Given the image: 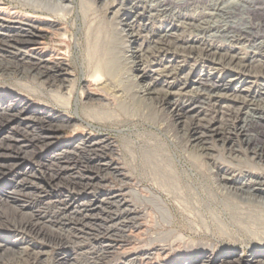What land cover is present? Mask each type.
<instances>
[{
	"label": "rangeland",
	"instance_id": "rangeland-1",
	"mask_svg": "<svg viewBox=\"0 0 264 264\" xmlns=\"http://www.w3.org/2000/svg\"><path fill=\"white\" fill-rule=\"evenodd\" d=\"M94 1V4H91L89 0H64L68 8L67 11L66 9L61 11L58 6L49 4L47 0H0V21L4 22V25L13 27L15 30L27 29L30 26L40 29L38 31L40 36L35 37V42L22 45L23 47L17 52L24 53L25 57H37L41 55L46 59L57 58V60L63 63L61 76L65 79V87L67 86L66 88L61 87V89L59 83L51 85L44 81V77L36 79L32 76H23L17 72L13 74L0 73V92L8 95L7 100L4 101L2 106L9 105L3 116L12 114L10 121L7 122L4 117H0V143H5L4 141L9 137L17 139V141L10 142L11 145L6 146L8 148L4 146L0 147V264H59L57 258L62 255L64 248L67 250L68 247L69 250V246L71 247V242L73 241L65 236L66 233L63 229H69V226L72 228L77 227L76 229H81L82 227L81 231L85 232L86 230V233L103 231L105 225H102V223L108 220L105 218L106 214L113 215L112 211L115 212L116 206H108L107 210L109 211H107L105 205L100 203V200L114 194H122L121 197L125 199L127 207L134 211L129 217H135L134 221L139 223L138 228L125 229L124 235L126 237L124 238L109 237L108 234L104 233L98 235L100 241L107 240L111 241L113 245L119 244L120 252L130 251L133 246L146 245L151 241L148 248L150 247L152 264H164L161 262V259L167 255L169 260L175 258V250L177 249H185L192 253L194 251H203L205 255L207 254V256L214 258H219L221 253L223 254L224 252H234L240 259H245L251 250H261L262 248H259V244L264 240V196L257 197L256 200H246L250 196L245 195L246 198L240 200V198L238 199L234 196L233 191L230 192L229 188L226 189L228 185L221 183L218 176H223L224 174L242 180L248 178L247 175L251 171L255 176L260 173L264 175V161L262 160L258 163L252 153L249 150H245L244 144L240 142L243 134H240L237 129L236 134L233 131L232 138L225 142L218 137L213 140L211 139L210 146L212 150L209 151L208 155L202 157H198L193 149L191 150L190 145L188 146L189 142L187 143L185 139L178 138L182 141L179 145L173 141L170 142V139L164 135L163 131H158L151 124L156 117L153 111H149L148 113L146 110V114L143 116V113L137 108L134 110L137 107L135 105L136 99L134 101V86L129 77L137 75V81L142 83L149 81L148 79L139 77L143 73L142 67L139 68V59H134L131 62L133 60L130 58L131 51L132 55H134L139 47L146 50L153 46L151 42H146L145 37L149 34L150 30L154 29L160 32L166 27L169 28L175 25L171 30L175 35H180L184 32V36L190 35L203 38L206 42L214 44L216 47L224 45L230 49L229 54L231 55L235 53L250 55L252 59L246 61V64L249 65V70L251 72L259 70L260 72L255 78L250 74L237 75L236 73L240 69L234 65L212 69L206 65L202 66L201 63L194 61L191 57H182V59L187 61L177 73V84L172 89L173 93H175L173 97L180 100L183 99L182 96L177 94L179 93V88L183 86V82H185L187 90H189L195 87V83L191 81L197 80L199 77H208L212 78L215 82H219V84L225 83L230 90L226 93L227 97H218V104L221 107H237L239 103L232 98L237 96L250 98L247 96L248 94L258 91L264 95V51L260 52L254 49L249 46L247 41L231 42L230 39L220 37L219 29L224 25L226 19L215 14H213L214 16L210 14L213 13V8L208 5L203 6L205 1L202 3V8L188 10L186 18L180 16L174 17L171 20L166 15L150 11L149 14H152L151 16L145 13L138 21L135 17L136 13L142 12L146 4H150L152 0ZM227 1L225 2L226 6L230 4V1L235 2L237 0ZM89 5H104L106 8H103L101 14L99 13L100 15L97 12L91 11L92 13L89 16L87 14L84 17L82 12L87 11ZM228 7L231 8L232 5H228ZM104 16L103 21L102 17ZM189 18H192V22H195V24H200L199 21L201 20V25L207 28L206 32L204 31L203 34H200L193 28H183V22L189 21ZM126 22L134 24L133 34L138 33L137 37L132 39L129 36L125 37V34L129 32V27L125 25ZM64 31L67 35H62ZM0 32L4 33L1 29ZM191 45L196 46L197 44ZM0 54H7V59H13L10 52H3L0 49ZM178 54L181 55L182 53ZM99 56L104 58L102 62L101 82H98L99 80L95 81L92 76L96 59ZM260 58L263 60L261 67L258 66L261 64L260 61L256 60ZM179 60L181 58L175 61ZM179 63L173 62L170 56L160 55L158 62L154 61L149 65L147 73L150 78L155 77L157 79L159 83L157 88L164 89L165 85L173 83L174 79L161 77L158 74L164 70V67L167 66L169 69L173 66L181 65ZM111 67H113V70H111ZM114 78L119 87L122 85L120 88H124L122 92L125 98L127 97L125 99L126 102L122 103V105H125L118 104L116 106V111L120 107L118 112L123 115L120 118L121 120L119 118L106 119L110 111L114 109V105L110 99H104V93H100L96 89L104 81L109 79L114 80ZM224 92L226 91L218 90V95L224 94ZM196 102L198 101L196 100ZM195 104L194 106H197V108L191 109L186 116L194 114L197 110L201 111V108H198L199 104ZM203 107L206 106L204 105ZM120 109H122V112ZM134 111H136V114ZM247 111L248 109L244 108L240 116L243 117ZM129 112L131 113L130 116L132 115L131 118ZM204 113L208 112L205 111ZM146 116L147 118H145ZM160 116L169 125L171 133H175L176 136L180 137L183 133V124H179L178 122L175 124L173 120L167 118L166 113H162ZM225 117L226 115L218 113L214 120V126H220ZM35 118H38V120L41 118L44 122L42 121V124H37L38 120ZM142 118L145 120L143 121ZM32 128L35 129L37 135L44 136L46 139L40 138L38 142H31L29 138L31 139V133L33 134L34 132V130L31 132ZM250 132L253 133L254 131ZM137 135H142L141 137L144 139L147 137L148 144L154 143V148L156 146L160 153H163L166 157L164 158V162L167 163L168 157V162H171L172 165L174 164L170 166H175L180 177V182L184 181L181 183L186 185L189 190H185L189 191L192 196L196 194L203 197V199L205 198L201 200L203 204L209 205L216 213L217 211L221 212L223 206L219 202L221 201V197L218 198V192L221 191V187L225 186L222 190L223 194H227V197H229L225 199L229 200L230 203L232 201L233 204L235 203L234 205L230 204L231 207L234 209L240 205L234 210L250 216V219L246 222H232V224L222 226L220 222L218 223L216 220H213V216L211 219L207 209L203 208L204 206L196 205L193 197V199L187 198L185 204L189 203L188 205L194 206L191 209L184 208L181 200L178 203L171 195H167L162 185H156L153 182L154 177L150 173H146L137 155L138 153L132 156L128 152L130 142L135 146ZM101 137L108 138L114 147L113 154L105 153V155H102V162L111 160L114 164L113 166L126 177L117 176L110 168H104L105 171H98L90 167L93 165L87 164L83 158L76 159L75 163H69L68 165L65 164V160H61L60 164H56L52 159L53 154L60 151L59 149L66 150L81 140L88 138L98 140ZM18 144L22 145L21 151L25 152L18 151ZM255 144L261 145L263 142L259 139L255 141ZM137 146L139 147L138 144ZM140 146L143 145L141 144ZM185 148L187 150L186 153L190 151V158L196 159L199 162L198 168L189 165V162L185 159L186 156L183 157ZM231 148H236L237 150L229 155ZM61 165H64L65 169ZM213 165L214 169L211 170L213 171L211 173L209 171ZM56 168L58 176L51 180L49 174ZM60 168L61 170H58ZM194 169H196V172ZM80 175L81 177L83 176L82 179H89V185L85 186L86 181L81 182V180H77ZM255 176H252V178ZM20 179L21 182L17 184V181H20ZM194 180H197L196 182L198 183ZM11 186H16V190L18 191L15 194H13L14 192L9 193V198H7L6 194ZM71 187H73L72 190ZM202 187L204 189L206 187V189L204 190ZM147 188H151L152 191L154 190V194H159L165 200L164 203L170 213L169 222L165 221L164 217L160 216V213L155 208L150 210L146 207L145 203L137 201L135 196L130 193L137 191V193L145 194ZM38 191L39 194H37ZM212 193L214 194L211 195L213 202L207 200L208 195ZM68 196L71 198L69 200L71 207L64 210L63 207H65ZM250 199L252 198L250 197ZM60 202L61 205H59ZM79 204H82L80 208L86 205L88 211H81L80 214L75 213L72 208ZM100 209H103V211H100ZM72 210L73 212H71ZM147 213L152 214L147 216ZM201 214L203 216H200ZM81 216L85 218H81ZM222 219L226 223L230 221L224 217ZM24 221L29 222H27L29 227L25 226L27 229L19 226L20 222ZM75 222L76 224H74ZM111 224L109 221L106 222V225ZM100 228L101 230H97ZM169 231L171 232V236L169 235V238L165 237L166 232ZM60 242L62 246H58ZM162 246L166 247L167 252L161 254L158 260H153L156 257L157 249L159 250ZM79 262L80 260H77L74 264H80L81 262ZM111 263L115 264V262ZM185 264H189V262H185Z\"/></svg>",
	"mask_w": 264,
	"mask_h": 264
},
{
	"label": "bare ground",
	"instance_id": "bare-ground-1",
	"mask_svg": "<svg viewBox=\"0 0 264 264\" xmlns=\"http://www.w3.org/2000/svg\"><path fill=\"white\" fill-rule=\"evenodd\" d=\"M226 1L227 0H152L150 4L145 3L146 7L145 8L143 7L144 9L142 12H137L135 17L137 18V21H138L142 18V16L145 13L149 14L150 11H155L156 13H158L160 15L162 14V15H166V16L170 17L171 20H173L174 17H180V16H183L184 18H186V15H188V13H186V12H188V10H190V9L197 10L198 8H202L201 6H202V3L204 2L203 6H206V5L212 6L213 13H210V14H212V15L215 14L217 16H220L221 18L226 19V22L224 23V25L222 27H220V29L217 27L219 29L220 34H221L220 37L222 36V38L225 37L227 39H230L231 42L247 41L249 46L253 47L254 49H256L260 52L264 51V1L263 0H237L235 2H231L230 0H228V1H230V4H228V3L227 4L232 5L231 8H229L228 5L226 6V4H225ZM47 2L51 5L58 6L61 11H64L65 9L67 11L68 7H67V4L64 3V0H47ZM89 2L91 4H94L95 1L89 0ZM137 3H138V1H137ZM104 7L106 8V6H104V5L103 6H101V5L100 6L89 5L87 7V11L82 12V14L84 15V17H86L87 14L89 16V14L92 13L91 11L97 12L98 14L99 13L101 14V11L103 10ZM114 13H116V12H114ZM149 15L151 16L152 14H149ZM236 17H238V18H236ZM104 18H105V16L102 17L103 21H104ZM258 18H259V20H258ZM192 21H193V19L189 18V21L183 22L182 27L185 29H192L193 28L198 33L203 34L207 28L205 26L201 25L202 21L201 20H200L201 22L199 21L200 24H195V22L193 23ZM125 25L129 27V32H127L125 34V37L129 36L132 39V38L138 36V33L133 34L134 33L133 32L134 27H135L133 23L126 22ZM174 26L175 25H173L169 28L166 27L160 32L158 30H154L152 28L153 30H150L149 34L145 37H146V42L147 43L151 42L153 44V46L150 47L149 49H146V50H143L139 47L138 50L134 53V55H132L133 53L131 51V57L130 58L133 59L131 62H133L134 59H139V63H140L139 68L142 67L141 70L143 73L139 77H141V78L143 77L144 79L149 80L145 83H142V82L137 81V78H138L137 75H134V76L131 75L129 77L133 83V86H134V96L136 97V98L134 97V101L136 99L135 105L137 106L135 108L134 107H132V108H134V110L137 108L139 111H141L143 113V116H144V114H146V112L149 113V111H153L156 114V117H155V119H153V122L151 124L153 126H155L158 131L159 130H160V132L163 131L164 135L168 139H170V142L173 141V142H175V144L179 145L180 142H182L179 139H182V140L185 139L187 143L189 142L188 146L190 145L191 150L193 149V151L195 152V154H197L198 157L208 155L209 151L212 150V148L210 146V140L211 139L213 140L214 138L218 137L223 142H225V141L230 140L232 138V134H234L233 131H235V134H236V132H237L236 129H237L240 134H243V138L241 139L240 142H241V144H244L245 150H249L252 153V155L255 157V159H257L258 163H260L262 160L264 161V95H262V93H260L258 91L255 93L253 92V94H248L247 96H249L250 98L237 96L235 98H232L233 100H236V102L239 103V105L237 107H232V106L231 107H229V106H222L221 107L218 104V97L219 98L220 97H227L226 93L229 90V88L227 87V85L225 83L219 84V82H215L214 80H212V78L199 77V78H197V80L191 81L192 83H195V87L190 88L189 90H187V85L185 84V82H183V86L179 88V93H177L179 96L183 97L182 100L174 98L173 96L175 93H173V91H172V89L177 84V81H176L177 73H178V71H180V69H182L184 63L187 61L185 59H182V57H188V58L191 57L192 59H194V61L201 63L202 66L206 65L212 69L217 68V67L221 68L222 66L234 65L240 69L238 71V73H236L237 75L250 74L253 78H255L259 74L260 71L254 70V72H251L249 70V65L246 64V61L248 59L249 60L252 59V57H250V55H248V54L239 55L240 53L239 54L235 53L234 55H231V54H229L230 49H228L224 45L223 46L220 45V46L216 47V46H214V44L206 42V40H204L203 38H198L196 36H190V35L184 36L183 35L184 32L180 35H175L174 33L171 32V30L174 28ZM143 27H146V26H143ZM0 29L4 31V33L0 32V49H1V51L3 50V52H10V54H12L11 56H13L12 57L13 59H7L8 58V57L6 58L7 54L6 55L0 54V73H2V74H4V73L13 74V73L17 72L23 76H32L33 78H36V79L40 78V77H44V81L50 83L51 85H54L55 83H59L60 88L65 87V83H64L65 79L62 78V76H61V70L63 69V63L61 61L57 60V58L56 59H50V58L46 59V58H43L41 55H39L37 57L36 56L35 57H32V56L25 57L24 53H20V52L18 53L17 52V51H20L19 49L21 47H23L22 45L35 42V37L40 36V34H38V31H40V29H37L35 27L30 26L27 29L15 30L13 27H10L8 25H4V22H1V21H0ZM65 34L67 35V33L64 31L62 33V35H65ZM214 36H217V35H214ZM203 37H204V35H203ZM194 43H196L197 45L196 46L191 45ZM3 48H5L7 50H5ZM178 53H182V54L179 55ZM107 55H109V54H107ZM160 55H165L168 57L170 56V57H172L173 62H180L181 63V65H177L176 67L173 66L172 68H169V69L166 66V67H164V70L162 72H160V74H158L161 77L164 76V77L174 79L173 83H167V85H165L164 89L157 88L159 86L157 79L155 77L150 78L149 74L147 73L148 72L147 69H148L149 65L154 61L158 62V57ZM132 56H134V57H132ZM179 58H181V60L175 61L176 59H179ZM103 60H104L103 57H101V56L97 57L96 62H95V67L93 69L94 70L93 75H92L93 79L95 81L99 80L98 82H101L100 79H102L101 78V70L103 69V64H102ZM256 60L260 61L261 64H259L258 66L261 67L263 65V63H262L263 60L261 58L256 59ZM108 62H106V63H108ZM104 67H108V66H104ZM111 68H112L111 70H113V67H111ZM232 69H234V68H232ZM248 72H250V73H248ZM113 77H115V76H113ZM113 77H112V79H113ZM115 78H114V80L109 79L107 81H104L103 83L100 84L101 86L96 88L100 93L101 92L104 93V95H103L104 99L105 98H108V100L110 99V101L114 105L113 106L114 109H112L110 111V113L108 114V116L106 118L109 120L111 118H116V119L119 118L120 119L121 116H123L120 112H118V110L120 108L119 106H118L119 108L117 107L118 110L116 111V106L118 104L122 105L123 102H126L125 99L127 98V97L125 98V95L122 92V90L124 88L121 89L120 87H122V85L119 87V84L118 85L116 84ZM218 90H222V91H226V92H224V94L222 93V94L218 95ZM7 98H8L7 94L0 92V117H4L6 122L10 121V119L12 117V114L7 115V116H3V114H5L7 108L9 107V105H6L5 107L2 106V104H4V101L7 100ZM195 99L198 102H196ZM112 103H110V104H112ZM195 103L200 105V106L198 105V108H201V111L197 110V111H195L194 114H192L190 116H186L191 109L194 110L197 108V106L196 107L194 106ZM123 105H125V104H123ZM204 105L206 107H203ZM244 108H247L248 111H247V113L244 114L243 117H241L240 113L242 112V110ZM120 111L122 112V109H120ZM205 111L208 113H204ZM134 113L136 114V111H134ZM162 113H166V115L168 116L167 118L169 120L170 119L173 120V122H175V124H176V122H178L179 124H183V126H184L183 130H182L183 133L180 135V137L176 136L175 133H171V129H169L170 127H168L169 125L167 124V122L163 121V119H161L160 115ZM218 113L226 115V117L223 118V121L221 122L220 126L215 127L214 126V120H215V117ZM123 114H125V113H123ZM130 114L131 113L129 112V116H130ZM131 116H130V118H131ZM134 116H133V118H135ZM145 118H147V116ZM39 119L40 120H38V118L36 119V120H38L37 124H42V121L44 122V120L41 118H39ZM142 120H143V118H142ZM147 122H149V121L147 120ZM150 122H151V120H150ZM151 128H153V127H151ZM33 130H34V132H33ZM250 131H254V132L251 133ZM31 132H33V134L31 133V135H32L31 139L29 138V140L31 142H38L40 140V138L46 139V137H44V136L42 137L41 135L40 136L37 135L35 132V129H33V128L31 130ZM145 135H146V133H145ZM137 136H138L137 139L135 137V139H136L135 146L133 145L132 142H130V145L128 146V152L132 156H134L133 154L138 153L137 155L140 158L141 163H142L146 173L147 174L150 173L152 175V177H154L153 182L156 185H162L165 188L164 191L167 193V195L168 194L171 195L176 201H178V203H180L179 200H181L184 208L187 207V209L188 208L191 209L194 206V205L193 206L188 205L189 203L185 204V201L187 198L189 199V198L193 197L196 201V205L204 206L203 208L207 209L208 214L211 217V219L213 216V220L214 221L216 220L218 223L220 222L222 226L232 224V222H236V223L246 222L250 219L249 218L250 216H248L244 213L241 214V213L234 210L240 205H238L237 207L233 206V207H236L234 209L231 207L230 204L234 205L235 203L233 204L232 203L233 201L230 203L229 200L225 199L227 197V194H223V191H222L225 186L221 187V189H220L221 191L218 192V194H219L218 198L221 197V201H219V202H221L222 203L221 205L223 206L222 207L223 210L221 212L217 211V213H216L213 210V208H211L209 205L203 204L201 200H204L205 198L203 199V197L197 196L196 194H193V196H192V194L189 191H186L188 189L186 187V185L182 184L184 181L182 180L183 182L182 181H181L182 183L180 182V177L178 175V172L176 171L175 166L171 167L174 164L172 165L171 162H168V157L166 160L167 163L164 162V158H166V157L163 155V153H160L159 149H157L156 146L154 148V145H153L154 143L148 144V142L146 140L147 137H145V139H144L143 137H141L142 135H140V136L137 135ZM259 139L263 142V144H261V145L255 144V141H257ZM12 141H17V139H13V137H9L6 141H4L5 143H0V147L4 146L5 148H8L6 146L11 145L10 142H12ZM192 142H193V144H192ZM137 144L139 145V147L137 146ZM141 144L143 146H140ZM41 145H43V144H41ZM151 146H153V147H151ZM172 147H174V146H172ZM22 148H23L22 145L18 144V151H21ZM113 148L114 147H113L112 143L106 137H101L98 140H93L91 138H88V139L81 140L76 145L69 147L66 150L65 149L64 150L59 149L60 151L53 154L52 159L56 164H60L61 160H65V162H66L65 164L68 165L69 163H75L76 159L83 158L87 164L93 165L90 167L95 168L98 171H100V170L102 171V170H104V168L105 169L110 168L113 170V173L116 174L117 176L126 177V176L122 175L120 170H118L115 166H113L114 164L111 160H109L107 162H102V160H101L102 155L103 154L105 155V153H112ZM178 148H180V147H178ZM236 150H237L236 148H231L229 151V155L233 154ZM21 152H25V151H21ZM186 152H187V150L185 148L183 151V157L186 156L185 159L189 162V165H191L192 167L193 166L197 167L199 162L196 159H195L196 160L195 161V160H193V158L192 159L190 158V156H191L190 151H188L189 153H186ZM18 154H20V153L18 152ZM164 154H166V153H164ZM177 157H178V155H177ZM181 157H182V155H181ZM180 160H181V158H180ZM169 163H171V164H169ZM177 165L179 166V164H177ZM4 166H6V165H4ZM58 166H60V165H58ZM1 167H3V166H1ZM62 167L65 169L64 165ZM77 168H78V166H77ZM213 169H214V165H213L212 169H210L209 172L213 173V171H211ZM58 170H61V168ZM195 170L196 169H194V171ZM72 171H73V169H72ZM180 171H182V170H180ZM49 173H50V170H49ZM32 175H33V173H32ZM49 175H50L49 178L51 180L53 178H56L58 176L57 168L54 169ZM81 175L77 178V180H79V181L81 180V182L86 181L85 186L89 185V182H88L89 179L88 178H86L87 180L85 178L82 179L83 176L81 177ZM252 176H255V175H253L252 171H251L247 175L248 178H245L242 180L241 179L239 180L238 178L236 179L234 176H226L224 174H223V176H218V179L224 185H228L226 189L229 188L230 192L233 191L234 196H236L238 199L239 198H240V200L242 198L244 199V198H246L245 195H249L252 199H250V197H248V198H246V200H256L257 197L260 198L261 196H264V175H262L260 173L259 175H256L254 178H252ZM71 177L73 178V176H71ZM192 177H194V176H192ZM184 178H185V176H184ZM59 180H60V178H59ZM121 181H122V179H121ZM17 182H18L17 184H19L21 182V179H20V181H17ZM190 182H191V180H190ZM72 183H73V181H72ZM196 183H198V182H196ZM200 184H202V183H200ZM73 187H71V190ZM199 187H201V186H199ZM9 188H10V190L7 191V194H6L7 198H9V193L11 194L14 192L13 194H15V192L18 191V190H16V186H11ZM205 189H206V187H205ZM218 189H219V187H218ZM181 190H183L184 192ZM153 191L151 188H147L145 190V194H141L140 192L137 193V191H133L130 193L135 196V199L137 201L145 203L147 205L146 207H148L150 210L155 208V210H157V212L160 213V216H163L165 221L169 222L170 213H169V211H168V209L164 203L165 200H163L159 194H157V193L154 194ZM207 191H209V190H207ZM19 193H21V192H19ZM37 194H39V191ZM121 195L120 194H114L111 196L109 195V197H105V198H103V200H100V203H102V205H105L106 210H107L108 206H112V205L116 206L115 212H113L111 210L112 213H114L113 215H107L106 214L105 218L108 219L107 221L111 222L112 224L106 225L107 221L106 222L104 221L102 223V225L103 224L105 225L103 228V231H100V232L97 231L96 233H93V232L92 233H88V232L86 233V230H85V232L81 231L82 227H81V229L79 227H78L79 229H76L77 227L72 228L69 226H68L69 229H67V228L65 230L63 229V231H65V233H66V235L64 233H63V235H65L66 237H69L73 241L71 242V247L68 245L69 250H68L67 246H64V247H67V250H66V248H64L62 250V255L57 258V262L59 264H74L75 261H77V260H80V262L82 264H110L111 262H115V264H152V259H151L152 257H151V252L149 249L150 247L148 248L151 241L148 242L147 244L145 243L146 245L133 246L132 249H130V251H121V252L119 251V249H120L119 244L113 245V244H111V241H107V240H106L107 242L106 241H100V238L98 236L99 234L102 235L104 233V234H108L109 237L116 236V237L124 238V237H126V235H124L125 229L133 228V227L138 228V226H139V223H137V221H134L135 217H133V218L129 217L132 214V212L134 213V211L127 207L126 201L123 197H121ZM204 195H205V193H204ZM211 195H214V194L212 193V194L208 195V199L206 198L208 201L213 200ZM42 196H43V194H42ZM216 196H218V195H216ZM227 198H229V197H227ZM233 198H235V197H233ZM70 199L71 198L68 196L65 207H63L64 210L68 209V207L69 208L71 207V202H69ZM238 199H236V200H238ZM230 200H232V199H230ZM57 201H59V200H57ZM137 201H135V202H137ZM243 202H240V203H243ZM34 204H36V203H34ZM244 204H245V202H244ZM59 205H61V202L59 203ZM81 205L82 204L73 206L72 209L74 210L75 213L80 214L81 211H88V209H87L88 207L86 205H83L84 207L80 208ZM213 207H215V206L213 205ZM73 210L71 212H73ZM32 211H35V210H32ZM100 211H103V209H100ZM107 211H109V210H107ZM152 213H147L148 214L147 216H149ZM59 215H61V214H59ZM67 215H68V213H67ZM84 216H86V215H84ZM84 216H81V218ZM97 216H99V215H97ZM200 216H203V215L201 214ZM223 217L226 220L229 219L230 221H228V223L224 222V220L222 219ZM68 218H71V217H68ZM88 218H90V217H88ZM30 221H31V219H30ZM27 222L26 221L20 222L19 226L23 227L25 229L28 226ZM76 222L74 224H76ZM64 223H66V222H64ZM96 224H99V223H96ZM97 226H99V225H97ZM91 227L95 228L93 226H91ZM33 230H35V229H33ZM40 230H41V228H40ZM97 230H101V228L97 229ZM63 231H61V232H63ZM170 234H171L170 231L166 232L165 237H168ZM85 236H88V237H85ZM69 238H67V239H69ZM259 245H260L259 248H262V249L249 251V254L246 256L245 259H240V257H238V255H236V253H234V252H226V253L224 252L223 254L221 253L219 258H214V257L207 256V254L205 255L203 251H194L192 253V252H189L188 250H185V249H177V250H175V252H176L174 255L175 258L169 260L168 255L167 256L164 255L165 257H163L161 259V262H163L164 264H185V262H189V264H242V262H243V264L244 263L245 264H264V249H263L264 248V240ZM58 246H62L61 242ZM174 249H176V248H174ZM166 252H167V249L165 246L160 247L159 250L157 249V253L155 255L156 257L154 256L155 258L153 257L154 258L153 260H155V259L158 260L161 257V254L166 253Z\"/></svg>",
	"mask_w": 264,
	"mask_h": 264
}]
</instances>
